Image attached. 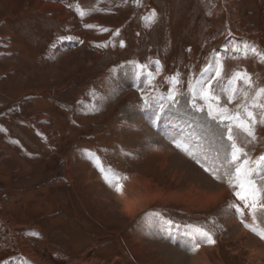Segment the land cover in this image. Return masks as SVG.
<instances>
[{
    "label": "rangeland",
    "instance_id": "rangeland-1",
    "mask_svg": "<svg viewBox=\"0 0 264 264\" xmlns=\"http://www.w3.org/2000/svg\"><path fill=\"white\" fill-rule=\"evenodd\" d=\"M155 53L180 79L165 90ZM209 78L218 99L197 91L196 111ZM260 89L264 0H0V264H264V240L241 223L264 229L262 209L255 223L236 214V189L197 162L216 151L186 121L221 132L209 105L252 112L253 136L236 139L257 161ZM253 179L264 187V163ZM197 229L215 243L186 250Z\"/></svg>",
    "mask_w": 264,
    "mask_h": 264
},
{
    "label": "snow or ice",
    "instance_id": "snow-or-ice-1",
    "mask_svg": "<svg viewBox=\"0 0 264 264\" xmlns=\"http://www.w3.org/2000/svg\"><path fill=\"white\" fill-rule=\"evenodd\" d=\"M154 15V13H153ZM107 31V29H104ZM118 34V30H117ZM102 45H96V47H101ZM219 70H217V76H219ZM237 78H242L237 76ZM211 78L205 83L209 86L200 88L199 90L194 89L192 94L191 105L196 111H203L202 108L196 106L197 91L199 93V98L205 101H214L218 99L215 93L212 91L210 86ZM190 87H192L190 85ZM259 92L264 94V89H260ZM231 96L229 100H231ZM174 103H178L175 96L172 97ZM239 107V105H238ZM264 107V105H261ZM209 117L217 121L218 126L221 129L219 135V141L224 145V155L223 160L217 164L216 161H213L211 166H206L204 163H201L199 160L197 162L200 164V167L206 173L212 175L214 179H220L221 177L225 178L230 187L236 189L233 193L239 201L242 203V208H236V214L243 217V209H247L249 214L252 216L253 223L257 220V212L261 209H264V196L261 195L264 192V187L258 185L253 179L255 173V166L257 164L264 163V156L260 157L257 161H250L247 159V154L243 151L237 143L236 132L243 131L248 136H253L251 131V126L255 123V117L252 112L246 111V119L242 118L239 113L228 114L226 110H222L218 117L212 115V109L209 105ZM176 147H181L180 144H175ZM221 169L223 171L221 172ZM102 178L109 187L114 188L117 193L122 192V185L120 183L121 177L114 172L112 169H109L105 173L104 169H100ZM126 179V177H124ZM241 223L245 228H249L250 231L255 233L261 240H264V229L258 227L250 226L243 219ZM210 243L214 244L212 236L202 229H197L196 234L193 236L191 241L190 250L195 252L199 249L201 243Z\"/></svg>",
    "mask_w": 264,
    "mask_h": 264
},
{
    "label": "bare ground",
    "instance_id": "bare-ground-1",
    "mask_svg": "<svg viewBox=\"0 0 264 264\" xmlns=\"http://www.w3.org/2000/svg\"><path fill=\"white\" fill-rule=\"evenodd\" d=\"M183 104V103H182ZM181 106V105H180ZM179 106V109L177 111H171V115H175L176 119L179 118H185V115L182 113L183 108ZM183 106V105H182ZM186 111V110H185ZM191 116V115H190ZM201 116L193 114V116L189 117L186 121H189L195 125V127L198 129L197 130V135L199 137H203L211 142V146L214 148L216 151V162L220 161L221 159L223 160V155H224V145L221 144L219 141V135H220V130L217 128L215 125H211V122H207V120L203 119ZM183 120V119H182ZM201 129L206 133L203 134L201 132ZM214 151V152H215ZM222 171V170H221ZM90 260V259H89ZM91 264H94V262H91Z\"/></svg>",
    "mask_w": 264,
    "mask_h": 264
},
{
    "label": "trees",
    "instance_id": "trees-1",
    "mask_svg": "<svg viewBox=\"0 0 264 264\" xmlns=\"http://www.w3.org/2000/svg\"><path fill=\"white\" fill-rule=\"evenodd\" d=\"M156 54H158V53H155L152 57H150V58H145L146 60H154V61H156V62H158V63H160L161 62V64L163 65L162 67H163V69H162V71L164 70V68H165V64H164V61H163V59H162V57H159V55H156ZM163 56V55H162ZM146 60H141V61H146ZM162 60V61H161ZM142 63V62H141ZM146 62H144V64H145ZM204 67V66H203ZM203 69V68H202ZM202 69L201 68H199L198 70H196V72L194 73V75H198V74H200L201 73V71H202ZM167 69L165 68V71H163V72H161V74H162V76H158V80H159V83H161V86H162V83H164V82H166V79H167V81H170V82H173V80L174 81H176V82H178L180 79H179V77H177L176 75H171V74H169V72L167 73ZM174 88H176V89H179L180 88V85L178 84V83H176L175 84V86H174ZM161 89L162 90H165L164 88H163V86L161 87ZM179 91V90H178ZM58 103L60 104V106H63L65 103L63 102V101H58ZM56 162L58 163V165H62V160H60V159H56ZM264 209H262V212L261 213H264V211H263Z\"/></svg>",
    "mask_w": 264,
    "mask_h": 264
}]
</instances>
